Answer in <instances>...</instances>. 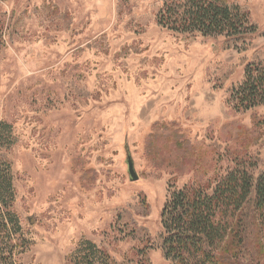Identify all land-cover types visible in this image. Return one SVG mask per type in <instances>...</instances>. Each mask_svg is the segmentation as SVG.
I'll return each mask as SVG.
<instances>
[{
	"label": "rangeland",
	"instance_id": "1",
	"mask_svg": "<svg viewBox=\"0 0 264 264\" xmlns=\"http://www.w3.org/2000/svg\"><path fill=\"white\" fill-rule=\"evenodd\" d=\"M162 1L0 0V264H169L173 192L264 167V105L229 91L263 58L264 0H236V34L174 31Z\"/></svg>",
	"mask_w": 264,
	"mask_h": 264
},
{
	"label": "trees",
	"instance_id": "2",
	"mask_svg": "<svg viewBox=\"0 0 264 264\" xmlns=\"http://www.w3.org/2000/svg\"><path fill=\"white\" fill-rule=\"evenodd\" d=\"M175 1L163 0L159 12H166L165 25L183 33L197 29L236 34L239 17H248L236 0ZM240 39L253 41L250 35ZM229 91L238 110L264 105V54L261 61L246 65ZM234 158L236 166L215 179L211 193L189 183L166 202L159 247L169 264H264V167L256 172L247 155ZM95 249L85 242L82 259L88 260Z\"/></svg>",
	"mask_w": 264,
	"mask_h": 264
},
{
	"label": "water",
	"instance_id": "3",
	"mask_svg": "<svg viewBox=\"0 0 264 264\" xmlns=\"http://www.w3.org/2000/svg\"><path fill=\"white\" fill-rule=\"evenodd\" d=\"M127 165H128V170H129V174H130V177H131V180L132 181H135L138 179V176L135 172V168H134V163H133V160L130 156L127 157Z\"/></svg>",
	"mask_w": 264,
	"mask_h": 264
}]
</instances>
